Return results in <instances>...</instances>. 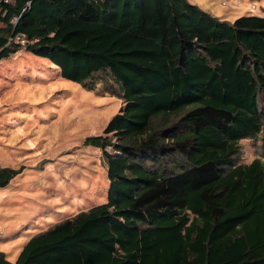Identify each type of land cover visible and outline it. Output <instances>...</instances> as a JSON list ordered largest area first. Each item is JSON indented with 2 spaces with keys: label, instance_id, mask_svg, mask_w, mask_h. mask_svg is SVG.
<instances>
[{
  "label": "trees",
  "instance_id": "trees-1",
  "mask_svg": "<svg viewBox=\"0 0 264 264\" xmlns=\"http://www.w3.org/2000/svg\"><path fill=\"white\" fill-rule=\"evenodd\" d=\"M22 50L124 105L85 141L103 152L108 201L0 264H264V157L241 156L242 141L264 148V16L230 23L190 0L2 2L0 63ZM23 172L0 167V188Z\"/></svg>",
  "mask_w": 264,
  "mask_h": 264
},
{
  "label": "rangeland",
  "instance_id": "rangeland-1",
  "mask_svg": "<svg viewBox=\"0 0 264 264\" xmlns=\"http://www.w3.org/2000/svg\"><path fill=\"white\" fill-rule=\"evenodd\" d=\"M190 2L230 23L264 16V0ZM41 62L49 65L22 50L0 63V167L24 169L0 188V252L12 263L37 233L108 201L103 152L85 141L103 134L124 105L102 83L88 91L54 66L40 72ZM241 147L242 162L264 157L261 141Z\"/></svg>",
  "mask_w": 264,
  "mask_h": 264
},
{
  "label": "built area",
  "instance_id": "built-area-1",
  "mask_svg": "<svg viewBox=\"0 0 264 264\" xmlns=\"http://www.w3.org/2000/svg\"><path fill=\"white\" fill-rule=\"evenodd\" d=\"M10 0H0V3L5 2V3H9ZM27 8L22 10V13H24L26 11ZM21 16V15H20ZM20 17H16L14 19V23L16 24L18 22ZM21 43V44H25V41L23 40L22 36L18 35L16 38H10L8 45H12L13 43Z\"/></svg>",
  "mask_w": 264,
  "mask_h": 264
}]
</instances>
